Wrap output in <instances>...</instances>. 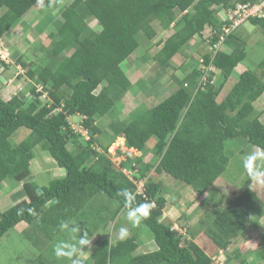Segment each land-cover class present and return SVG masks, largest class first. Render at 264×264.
<instances>
[{
  "label": "trees",
  "instance_id": "trees-1",
  "mask_svg": "<svg viewBox=\"0 0 264 264\" xmlns=\"http://www.w3.org/2000/svg\"><path fill=\"white\" fill-rule=\"evenodd\" d=\"M59 2L0 0V38L13 26L23 24L21 19L34 6L48 7L51 12V6L55 9ZM246 3H263L264 14V0H72L52 14L56 24L47 36L52 43L45 63L27 65L23 56L12 55L13 64L26 69L31 97L0 95V190L5 184H14L21 188L17 199L23 198L0 211V243L15 230L29 241L31 246L25 248L37 250L30 264H71L57 258L53 250L46 253L47 243L67 235V231L59 229L62 221L79 220L83 235L84 220L88 221L87 214L94 215L96 208L113 214L96 224L92 222L87 230L89 240H94L92 251L79 264H214L212 257L219 250L227 251L246 233L245 242L254 249H244L242 244L232 253V260L248 264L246 256L254 255V263L264 264V233L250 237L248 231L251 224L256 228L253 230L260 229V221L264 220V186L248 183L218 213L203 215L196 230L186 229L185 238L164 219V185L148 176L154 172L186 184L198 197L205 195L202 205L207 207L215 196L213 186L230 161L226 142L236 139L251 150L264 149V123L260 120L264 114V55L241 72L236 81L232 78L237 66L246 60L249 42L264 49V17L244 21L252 26L249 37L239 35L240 29L247 32L242 23L225 36L223 50L202 55V65H211L222 78L217 84L212 82L216 77L213 72L182 54L189 41L201 38L207 29L215 32L211 44L217 42L223 25L229 26L219 20L221 12ZM188 9L193 10L182 14ZM155 25L162 33L173 32L155 42L161 35ZM151 45L161 46L151 55L160 70L173 66L172 60L182 73L179 82L176 75L160 77L159 91L168 80L167 86L174 81L177 89L152 108L136 109L133 116L129 113L122 118L125 121L109 119L113 118V107L126 93L147 92L145 83L139 80V85L133 84L125 71L140 65ZM142 47L145 54L140 58ZM10 65L0 58L1 73ZM22 77L16 76L18 80ZM202 77L207 81L200 82ZM38 87L41 91H37ZM70 119L86 132V137L72 127ZM104 119L109 122L106 129L101 124ZM19 129L29 134L14 143L12 138ZM122 138L127 149L141 154L126 156L116 169L108 149L116 139L123 143ZM149 141L151 147L147 149ZM149 153L151 158L145 161ZM44 156L63 174L40 185L36 179L44 170L34 173L33 167L39 162L43 168ZM123 170L131 171L135 181H144L142 191ZM122 189L135 197L130 207L151 205L149 216L140 225L150 231L155 250L139 253L142 245L132 235L114 244L109 237H102L108 221L129 210L124 197L117 195ZM11 198L16 201L15 196ZM30 208L35 209V214L28 212ZM226 257L229 260L231 255Z\"/></svg>",
  "mask_w": 264,
  "mask_h": 264
},
{
  "label": "rangeland",
  "instance_id": "rangeland-1",
  "mask_svg": "<svg viewBox=\"0 0 264 264\" xmlns=\"http://www.w3.org/2000/svg\"><path fill=\"white\" fill-rule=\"evenodd\" d=\"M72 0H60L59 4L57 5L55 9L54 7L51 6L52 11L48 12V7H36L34 6L29 12L23 16L21 19V22L23 24H20V26L16 25L13 26L10 31V38L9 42L5 40V43L3 44V47L0 45V55H6L4 52V49L11 48L8 50L9 53L12 54L14 53V50L16 49L19 51V53H24L23 54V59L27 65H30L31 63H39V64H44L45 60L47 57L50 56V53L48 54L47 51L50 50V43H52V38H47L49 33L51 31L55 30V25L56 24V19L52 17V14H57L58 9L63 8L64 6L68 5L71 3ZM260 9V7H259ZM54 10V11H53ZM2 12V10L0 9ZM0 12V13H1ZM53 12V13H52ZM257 13L256 10H251L250 15H255ZM244 27V31H241L240 29V36L244 37L245 35L248 34V37L250 36V33L252 31V26L248 22H244L242 24ZM35 27V29L33 28ZM91 27L98 31V28L95 27V24H91ZM161 35L159 37H156L154 40L155 42L162 37V40L165 39L169 34L173 32V30H168V32L162 33L159 29V26H154ZM26 28V30H24ZM7 34V33H6ZM206 36V33L204 34ZM257 38V37H256ZM13 42H11V40ZM255 41H258L256 39ZM253 42H249L247 46V57L244 62H242L237 68L235 69L234 74L232 75V78L234 81L237 80L238 75L245 71L247 68H249V65L252 66L255 64L258 60L261 59V57L264 55V49L261 48L259 49L258 47H255L252 45ZM252 45V46H251ZM152 46V45H151ZM147 47V45L145 46ZM145 47L141 48L138 52V56L140 57L141 55L145 54ZM161 46H152L150 52L146 55L143 56L141 60V64H135L133 66H130L128 69L125 71V75L129 78V80L135 84L139 85V80L140 82L146 83V86L148 89L152 90L151 94H153V97L155 96V103L158 101H162L168 96H170L175 89H177L176 83L173 81L170 83V89H167L166 86L169 83V80L164 83V89L159 92V88L161 83L158 81L160 77L162 78H167L166 76L171 77V75H176L175 79L179 82V80L182 78V73L177 71L175 65H177V62H174L173 66H170L166 68L165 70H160L158 67V64H156L151 58V55H155ZM203 43L201 42L200 39L195 38L191 39L189 41L188 47H186L183 50L182 54L187 55L188 54V59L189 61H194V59H199V57L203 54ZM66 54V53H65ZM69 54V52L67 53ZM16 58L18 55H14ZM6 60L9 62L12 60L14 62V58L12 56H5ZM141 58V57H140ZM139 58V60H140ZM10 63V62H9ZM0 71H2V67L0 66ZM16 73L23 75L21 79L18 81L15 80H7L3 82L4 78L0 76V95L5 96L7 94V97L17 95L19 97H27L30 94L28 93V85L26 83L27 78L25 76L26 74V69L18 66V70L16 69ZM21 71V72H19ZM159 72V73H157ZM157 73V74H156ZM163 73V74H162ZM18 74H15L18 75ZM159 75V76H158ZM215 82L216 84L219 83L222 78L219 76L218 73H215ZM162 82V81H161ZM6 83V84H4ZM229 84V83H228ZM227 87H230V85H227ZM38 91V90H37ZM132 92V91H131ZM172 92V93H171ZM150 93V92H149ZM166 94L165 95H163ZM168 93V95H167ZM162 94V95H161ZM224 93L222 92V95ZM146 92L143 94L138 93L136 95H133V93H126L121 101L120 104L117 103L112 109V113L110 116L113 118H109V115H106L105 117L111 120H117V121H125L122 118H126L127 115L130 113V116H133L131 113H135L134 110L140 109L141 111L144 110V108H152L155 103H151L153 100L148 98L145 101L144 105L140 104L139 100H144ZM31 97V95L29 96ZM43 100V97L41 98ZM151 100V101H150ZM139 101V103H136ZM159 104V102L157 103ZM120 113V114H119ZM119 114V115H118ZM103 120L101 122L103 129H106L108 126V120ZM73 120H76L75 118ZM73 120L70 119L72 122V126L79 128L75 123H73ZM260 120L262 123H264V114L261 115ZM127 122L130 121V118L126 120ZM80 129V128H79ZM29 132L25 129H19L17 133L13 136L12 140L14 143L20 142L22 139H24ZM82 134L85 136V132L82 131ZM86 137V136H85ZM242 141L238 140H229L226 142V152L230 157V161L228 164V167L226 171L223 173L221 178L217 180L213 186L215 188V196L209 200L208 206L203 207L202 201L205 197L203 195L202 197H197L191 190L189 186L186 184H183L181 182L174 181L170 176L168 177L167 175H161L158 176L154 172H150L148 176L152 178L154 181H161V183L165 187V193L164 197L167 200V204L164 210V219L172 222L173 227L181 234L183 237L188 238L186 229H195L196 225L198 224V221L200 218L204 215L205 217H208L206 215L212 214L213 212H219L222 208V205L224 203H227L229 200H232L234 197H237L240 191L245 188L246 185L251 184L252 181L249 178V176L245 173L243 167H242V160L241 157L249 152L257 150V148H250L245 147L242 145ZM151 147L150 141L147 144V149ZM38 152V149L35 150ZM120 152V154H119ZM108 153L110 155V159L113 162V165L116 169H119V164L120 161L125 160L126 156H139L141 153L133 150V149H127L124 146V141L123 143H119L118 139L109 147ZM42 154V153H41ZM149 158H151V153L147 154L144 159L145 161H148ZM36 162V161H35ZM38 165H35L34 168V173L41 171L42 169L44 170L43 173L38 175V178L36 181L40 185H47L48 182L52 179H55L58 177V174H63L62 170L58 169L57 166L54 164V162L48 158L47 156L43 157V163L39 166V162H36ZM262 166H264V160L258 161ZM38 166V167H37ZM124 173L128 175L129 179L133 180L135 184H137V189L141 191L140 189L143 186L144 181L141 182H136L134 178V174L129 171V170H124ZM223 180V181H221ZM21 188L15 187L14 184H5L1 190H0V211L3 210L6 206L9 205V203L14 201V204L17 201H20L23 198H18L17 199V193L20 191ZM16 198L12 200L11 197ZM113 205V203L110 204V207ZM109 207V208H110ZM94 215H88L89 220H84L86 223L84 231H87L92 227L93 224H96L97 222L101 221L104 219V217L110 216L113 214V211L108 214V212H99L96 211V208H93ZM102 216V217H101ZM118 216L114 218L111 221H108V228L107 231H105L102 234V237H109L111 242L120 239L118 237L119 229L121 227H125L127 229V235L123 238L125 239L126 237L129 236H134L137 238V241L140 242L142 245L139 253L141 251H151L153 249V244L152 241L149 240L152 238V235L150 231L143 225H134L131 222L127 220V214H123L122 217H125L123 220V225L120 228H115L114 230L111 229L112 225H114L118 221ZM86 219V218H85ZM75 224L79 227V229L82 231V226L78 221H74ZM83 222V223H84ZM92 222H95L92 224ZM112 222V223H111ZM112 224V225H111ZM251 224V223H250ZM133 225V226H132ZM132 226V227H131ZM261 226V227H260ZM260 229L258 228L256 231L253 229L254 224L249 225L248 231L250 232V237L257 236L260 233H264V220L260 221ZM196 230V229H195ZM68 232L66 236H62L60 240H66L68 239ZM248 234L246 233V237ZM35 237V236H34ZM246 237L240 236L238 237L233 245L229 247L227 251L224 250H219V252L212 257L213 259H216L213 261L215 262L214 264H236L232 259V253L239 249V247L244 244L245 248L244 249H254L252 246L248 244V242H245ZM7 239L10 240L7 241ZM39 239V237H38ZM45 240V239H44ZM91 240V239H90ZM58 240H54L51 243H47V247L45 246L44 249L46 253H49L50 250H53L55 243ZM94 241V240H93ZM91 240V242H93ZM29 242V241H28ZM26 240L23 239L20 235H18L15 230L10 232L9 234L5 235L2 238V242L0 243V264H11L16 263V264H30L31 260L34 259V253L37 251L34 248H30L25 246H31ZM39 242L41 240L39 239ZM145 248H144V246ZM22 250V252H21ZM6 255H5V254ZM45 253V254H46ZM10 254H13L11 257ZM137 254V252H136ZM209 254V253H208ZM226 254L231 255V257L226 259ZM247 255V254H246ZM45 258H48V255H44ZM50 257V256H49ZM246 262L249 264H256L255 262V257L247 255L245 258ZM30 261V262H29Z\"/></svg>",
  "mask_w": 264,
  "mask_h": 264
},
{
  "label": "clouds",
  "instance_id": "clouds-1",
  "mask_svg": "<svg viewBox=\"0 0 264 264\" xmlns=\"http://www.w3.org/2000/svg\"><path fill=\"white\" fill-rule=\"evenodd\" d=\"M39 2H42V0H39ZM243 5L247 6V8L250 10H256L257 13L255 15L248 16L247 18H245L242 21H238L239 18L235 17V15H233V12ZM262 6H263V3H259V4L258 3L257 4L246 3V4H238L232 10H223L221 12V15L219 16V20L221 22L229 23V26H225L226 24L223 25L221 31H223L224 34L222 32V34L219 35L218 41L215 42L214 44H211V40H212L215 32H212V30H210V29H207L206 31H204L201 38L197 37L203 43V51H204L203 54L210 53L211 55H214L217 51L223 50L224 49L223 43H224L225 36L230 31H232L234 28H236L237 26H240L242 23H244V21L247 20L249 17H264V14L262 12ZM259 7H260V9H259ZM193 9H190V10H193ZM190 10L189 9L185 10L182 12V14H187L188 12H190ZM226 29H228L227 32H225ZM205 33H206V36H204ZM193 39H195V38H193ZM202 55L199 57L198 60L194 59V60H197L199 62V64H201L200 67L201 68L207 67L206 69H208V71H211L214 74L218 73L217 71H215L214 68L211 67V65H209V66H203L202 65V63H203L202 58H201ZM0 58H1V55H0ZM4 59H5V57L1 58V60H4ZM171 62L174 65V61L171 60ZM206 81H207V79L205 77L200 78V82H206ZM212 82L216 83L215 77H214V79H212ZM37 90L41 91V87H38ZM72 127L74 129L80 131L81 133L83 131L82 128H80V129L76 128V127H74V125ZM85 136H86V134H85ZM118 139H120V138H118ZM123 141H124V139H123ZM241 160H242V167H243L245 173L251 179V181L254 184H259V185L264 186V166H262L260 163H258V161L264 160V149L258 148L255 151L249 152V153L243 155L241 157ZM123 173H124V170H123ZM141 181H143V180H140L139 182H141ZM136 182H138V181H136ZM136 186H137V184H136ZM140 190L141 191L143 190V186ZM117 195L124 197L125 207L129 208V210L127 211V220L129 222H131L132 224L138 225L142 222L143 218L149 216L150 208H151L150 204L142 203V204H139L135 207H130V204L135 199V197L128 189H122L120 192L117 193ZM28 212L30 214H35V209L30 208V209H28ZM59 229L61 232L67 231L69 235H68V239L60 240V241H57L55 243L54 248H53L55 256L57 258L67 259L71 262V264H79V261L77 259H74V257L77 256L80 252H82L83 249L85 247L89 246L91 243V240H89V238H88L87 231H85L83 233V235H81L80 229L75 224L74 221H62L59 225ZM126 235H127V229L125 227H121L119 229L118 237L120 239H123ZM215 259H216V257H215ZM215 259H213V261Z\"/></svg>",
  "mask_w": 264,
  "mask_h": 264
},
{
  "label": "crops",
  "instance_id": "crops-1",
  "mask_svg": "<svg viewBox=\"0 0 264 264\" xmlns=\"http://www.w3.org/2000/svg\"><path fill=\"white\" fill-rule=\"evenodd\" d=\"M1 12V11H0ZM3 12V11H2ZM2 12L0 13V15L2 14ZM18 26H20V24L18 25ZM34 29H35V27H33ZM12 29H10V30H8L1 38H0V45L3 47V44L5 43V40L6 41H8L9 40V38H10V31H11ZM24 30H26V28L24 29ZM11 40V39H10ZM9 42V41H8ZM11 42H13V40H11ZM11 48H8V49H4V52L6 53V55H1V58H3V57H5V56H12V55H14V54H16V55H18V56H23V54L24 53H19V51H17L16 49L14 50V53L12 54V51H11V53H9L8 52V50H10ZM5 63H8L9 64V62H10V66H9V68L6 70V71H4L3 73H1V71H0V76L2 77V78H4V80H3V82H5V81H7V80H15L16 79V81H18V79L16 78V76H15V74H18V73H16L17 71H16V69L18 70V66H16V65H14L13 63V61L12 60H10L9 62L6 60V58L3 60ZM2 67V66H1ZM13 68H14V71H13ZM19 72H21V71H19ZM14 73V74H13ZM20 81V80H19ZM4 84H6V83H4ZM144 86H146V83H145V85ZM147 87V86H146ZM170 86H166V88L167 89H170L169 88ZM141 90H139V93H141V94H143L144 92H140ZM144 91V90H143ZM146 97H145V99L144 100H139L140 102H144V101H146L148 98H150V99H152L153 101L151 102V103H155V96L153 97V94H151V91L152 90H150V89H148V87H147V89H146ZM150 92V93H149ZM159 92H161V91H159ZM162 95V94H161ZM163 95H165L166 96V94H164L163 93ZM167 95H168V93H167ZM139 101H137L136 103H139ZM151 101V100H150ZM159 102V101H158ZM157 102V103H158ZM157 103H155L154 104V106L157 104ZM195 195H196V193L194 192V191H192ZM197 196V195H196ZM122 215H123V211H121L120 213H119V216H118V221L114 224V225H112V227H111V229L112 230H114L115 228H120L122 225H123V220H124V217H122ZM112 223V222H111ZM174 229H175V227H173ZM176 230V229H175ZM120 239H118V240H115V241H113V242H111V244H114V243H116L117 241H119ZM150 240V239H149ZM111 241V240H110ZM152 244H153V249L151 250V251H153V250H155L156 249V246H155V244H154V242L152 241ZM144 246V245H143ZM144 248H145V246H144ZM140 250V249H139ZM91 251H92V242L90 243V245L89 246H87V247H85L84 249H83V251L82 252H80L79 253V255L77 256V260L79 261V263H80V261H85V260H87L88 259V257H89V255L91 254ZM146 251V250H145ZM145 251H141V253L142 252H145ZM148 251V250H147ZM150 251V250H149Z\"/></svg>",
  "mask_w": 264,
  "mask_h": 264
},
{
  "label": "built area",
  "instance_id": "built-area-1",
  "mask_svg": "<svg viewBox=\"0 0 264 264\" xmlns=\"http://www.w3.org/2000/svg\"><path fill=\"white\" fill-rule=\"evenodd\" d=\"M250 9L247 8V6H241L240 8H238L237 10H235L233 12V15H235V17H238L239 20L238 21H242L245 18H247L248 16H250ZM228 29L225 30V32H227Z\"/></svg>",
  "mask_w": 264,
  "mask_h": 264
}]
</instances>
